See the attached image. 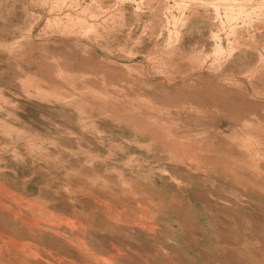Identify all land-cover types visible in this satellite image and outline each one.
Wrapping results in <instances>:
<instances>
[{"label": "rangeland", "instance_id": "1", "mask_svg": "<svg viewBox=\"0 0 264 264\" xmlns=\"http://www.w3.org/2000/svg\"><path fill=\"white\" fill-rule=\"evenodd\" d=\"M0 264H264V0H0Z\"/></svg>", "mask_w": 264, "mask_h": 264}]
</instances>
